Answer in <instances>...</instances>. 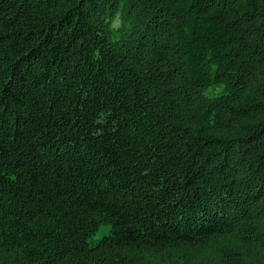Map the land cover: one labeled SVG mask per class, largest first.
Instances as JSON below:
<instances>
[{
    "label": "trees",
    "instance_id": "16d2710c",
    "mask_svg": "<svg viewBox=\"0 0 264 264\" xmlns=\"http://www.w3.org/2000/svg\"><path fill=\"white\" fill-rule=\"evenodd\" d=\"M0 264H264V0H0Z\"/></svg>",
    "mask_w": 264,
    "mask_h": 264
},
{
    "label": "rangeland",
    "instance_id": "374dc122",
    "mask_svg": "<svg viewBox=\"0 0 264 264\" xmlns=\"http://www.w3.org/2000/svg\"><path fill=\"white\" fill-rule=\"evenodd\" d=\"M110 233V225H102L98 231L90 238L91 243H96L102 237Z\"/></svg>",
    "mask_w": 264,
    "mask_h": 264
}]
</instances>
